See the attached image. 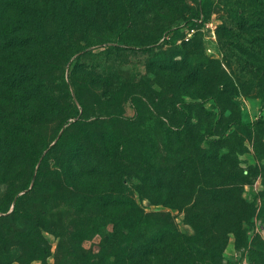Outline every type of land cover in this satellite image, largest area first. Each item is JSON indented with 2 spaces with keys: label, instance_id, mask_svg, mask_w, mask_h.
Instances as JSON below:
<instances>
[{
  "label": "trees",
  "instance_id": "trees-1",
  "mask_svg": "<svg viewBox=\"0 0 264 264\" xmlns=\"http://www.w3.org/2000/svg\"><path fill=\"white\" fill-rule=\"evenodd\" d=\"M114 1L124 8L132 2ZM227 6L224 31L245 36L236 45L229 43L248 56L263 52L264 0ZM99 8L92 0H0V264L34 259L49 264L44 231L63 237L56 226L58 206L72 209L83 222L71 232L79 246L95 235L101 242L111 241L100 248L98 258L82 264H217L225 233L233 231L238 243L247 245L243 224L264 218V190L258 207L242 195L250 180L240 167L244 148L237 129L253 126L237 115L219 128L222 118L214 112L187 106L182 99L186 79L170 80L169 72L185 69L188 78L202 81L207 94L211 64L199 60L191 65L193 59L181 45L163 49L169 34L138 40L121 20L106 38L88 34L97 27ZM108 42L112 44L90 48ZM128 48L151 54L147 72L161 73L163 81H150L147 75L140 90L118 84L111 93L107 90V106L116 105L118 93L134 96V119L122 114L121 104L105 114L83 113L79 89L103 80L96 78V70L86 69L82 57ZM77 71L85 77L81 85ZM153 114L151 125L145 120ZM126 123L137 125L136 132L121 130ZM249 168L258 170L257 165ZM132 189L167 206L208 194L217 218L226 221L223 232L206 239L204 227L191 222L195 231L185 235L165 212H144Z\"/></svg>",
  "mask_w": 264,
  "mask_h": 264
},
{
  "label": "rangeland",
  "instance_id": "rangeland-1",
  "mask_svg": "<svg viewBox=\"0 0 264 264\" xmlns=\"http://www.w3.org/2000/svg\"><path fill=\"white\" fill-rule=\"evenodd\" d=\"M243 1L132 0L129 7L124 8L114 0H92L95 5L96 3L100 5V8L95 23L97 27H90L87 33L96 40H101L110 36L113 33L112 28L115 22L121 20L129 23L133 35L138 40L159 33L169 34V37L165 39L166 43L162 45L163 49H172L175 45H181L187 57L193 59L191 65L199 60L211 64L209 77L212 76V78L210 84L207 85L211 91L207 94H203L202 81L188 78L185 69L171 70L169 79L176 81L179 78L182 80L185 78V94L182 99L193 111L202 105L206 110L214 112L217 119L222 118L219 128L225 125L228 118L237 115L244 124L253 126L248 131L243 128L237 131L243 138L244 148L243 153L239 155L240 167L244 169L250 180L244 184L242 195L247 201L255 200L258 207L260 192L264 190V51L251 56L244 54L229 42L233 40L236 45V40L244 41L245 36L242 37L239 31L227 33L222 26L223 18L227 16L225 14L227 4L240 5ZM84 5L87 6V2ZM197 12L198 16L195 14ZM188 19L191 20L187 21ZM74 23L76 24L74 30H76L79 24L75 21ZM168 29L174 31L176 35L174 36L175 33L172 34V31L166 33ZM162 39L163 37L159 39V42H162ZM111 44L110 42L97 43L90 48L94 51ZM151 57V54L144 53L140 49L129 48L118 54L84 55L82 60L86 69L89 70L91 67L96 70V78H101L107 84L111 83V86L108 89L103 87L102 81H97L99 84L95 87H81L79 91L83 96L84 108L80 109L83 113L85 111L91 117L94 114H105L110 110H115L121 104L122 114L134 119L138 114L136 105H134V96L130 99L125 94L118 93L116 105L107 106L105 99L108 94L106 92L108 90V93H111L110 90L114 89L115 84L140 90L139 84L147 75L150 81L161 83L165 78L160 76L161 73L156 75L153 70L147 72V63ZM178 58L176 56L174 60ZM98 73H100L99 76ZM84 79V74L77 71L76 82L81 85ZM69 89L75 101L72 88ZM155 100L158 99L155 98ZM140 109L143 110L144 106L141 105ZM221 112L223 117L219 116ZM154 119L153 114L151 119L145 121L152 125ZM203 120L209 121L210 119L205 117ZM119 127L125 133L136 132L138 129L137 125L127 123ZM255 165L258 166L256 172L249 168ZM2 188L0 186V190ZM132 191L144 212H165L173 221L175 228L185 235H191L195 231L191 222H198L205 228V230L203 228V233L206 239L214 235L219 236L223 232L222 227L226 221L221 217L217 218V208L209 201L208 194H194L184 205L180 206L176 201L171 203V206H167L156 203L147 196H140L133 189ZM55 209L57 210L56 226H59V232H63V237H58L52 231H44V236L50 244L47 263L82 264L83 261L98 258L99 250L104 243L106 246L111 244L110 240L101 242L100 237L95 235L91 239L84 240L79 246L71 236V232H74L83 222L79 218L75 219L78 215L71 214L72 209L63 206ZM252 223L243 224L246 228L245 234L249 236L247 245L238 243L233 231L225 233L226 241L221 248V255L217 257V264H238L242 260H246L249 264H264V239L260 233L261 227L264 226V218L255 217ZM110 227L111 225H108V229ZM11 264L20 263L15 260ZM29 264H42V261L34 259ZM187 264H193V261L190 260Z\"/></svg>",
  "mask_w": 264,
  "mask_h": 264
},
{
  "label": "built area",
  "instance_id": "built-area-1",
  "mask_svg": "<svg viewBox=\"0 0 264 264\" xmlns=\"http://www.w3.org/2000/svg\"><path fill=\"white\" fill-rule=\"evenodd\" d=\"M260 233H261L262 238L264 239V226L261 227ZM238 264H249V263L246 260H242Z\"/></svg>",
  "mask_w": 264,
  "mask_h": 264
}]
</instances>
